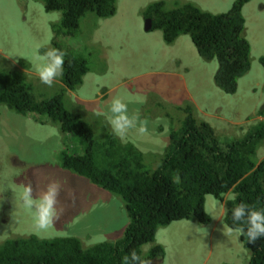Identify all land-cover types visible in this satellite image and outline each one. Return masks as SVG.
<instances>
[{
    "label": "rangeland",
    "instance_id": "1",
    "mask_svg": "<svg viewBox=\"0 0 264 264\" xmlns=\"http://www.w3.org/2000/svg\"><path fill=\"white\" fill-rule=\"evenodd\" d=\"M154 1L117 0L113 17L100 18L89 12L81 19L77 34L68 37L67 44L88 60L90 71L77 90L66 92L67 109L80 104L93 129L102 134L105 116L96 113L107 112L111 100L119 96L127 103L130 116L138 114L145 121L142 133L130 129L123 140L160 153L169 141L165 107L171 111L178 102L192 103L222 134L241 135L264 120L259 113L264 108V0H252L243 8L252 66L233 95L216 86L218 61L203 60L190 36L167 44L161 31L147 29L143 12ZM183 1L222 13L236 0ZM60 17L61 12H47L42 0H0V56L25 71L43 97L56 96L65 88L62 76L48 87L32 71L30 62L19 56L31 58L53 48L52 25ZM18 59L29 66L22 67ZM67 148L82 151L78 138L63 133L58 125L0 106V246L9 239L35 234L34 220L21 197L26 186L31 185L35 196L52 181L61 185L60 216L39 237L78 236L89 247L123 235L130 219L123 199L62 168L60 155ZM258 158L264 159V146ZM232 195L228 192L223 201L206 196V211L212 219L208 225L179 220L160 227L156 243L165 248V257L151 264H247L249 252L241 236L224 222L226 200ZM153 245L143 249L148 252Z\"/></svg>",
    "mask_w": 264,
    "mask_h": 264
},
{
    "label": "trees",
    "instance_id": "2",
    "mask_svg": "<svg viewBox=\"0 0 264 264\" xmlns=\"http://www.w3.org/2000/svg\"><path fill=\"white\" fill-rule=\"evenodd\" d=\"M42 1L47 12H61L59 22L52 25V47L66 52L62 75L65 88L56 96L43 97L25 71L0 56V106L33 114L37 120L75 135L82 151L63 149L60 166L123 199L130 219L119 239L89 247H84L78 236L41 238L32 234L9 239L0 246V264H123L124 256L132 251L143 255L141 249L149 243L154 245L147 258L163 259L165 248L156 243L158 229L179 220L208 225L212 219L206 211L207 195L220 201L228 192L236 195L235 202L226 200L224 222L231 230L242 226L231 222L234 203L243 201L264 208V159L258 158L264 146V120L241 135L222 134L197 113L192 103L183 101L171 111L165 107L169 141L161 153L144 151L133 141L116 137L105 117L103 133L97 134L80 104L68 105L69 109L65 105L66 92L77 90L90 71L88 60L75 54L74 45L67 40L77 34L87 13L113 17L117 0ZM250 1L236 0L228 12L213 13L191 1L157 0L143 15L151 22L149 31H161L167 44L182 35L190 36L203 60L218 61L216 86L233 95L240 78L252 66L243 13ZM18 62L29 66L24 59ZM259 113L264 115V108ZM241 241L249 252L247 264H264V236L255 243L243 236Z\"/></svg>",
    "mask_w": 264,
    "mask_h": 264
},
{
    "label": "clouds",
    "instance_id": "3",
    "mask_svg": "<svg viewBox=\"0 0 264 264\" xmlns=\"http://www.w3.org/2000/svg\"><path fill=\"white\" fill-rule=\"evenodd\" d=\"M65 56L66 52L63 50L51 48L43 55H35L31 58L19 57L30 62L32 71L36 73L42 84L52 87L54 81L64 74ZM96 115L105 116L113 134L121 140L126 137L130 129L138 128L141 133L145 130L143 127L145 121H142L138 114L130 116L127 103L119 96L111 100L107 112H97ZM60 191L61 185L57 181L50 182L43 192L35 196L31 185L24 188L21 200L23 207L32 215L36 235L48 233L54 220L59 219L60 209L57 207V198ZM229 199L235 202L237 197L233 194ZM230 213L232 224L242 225L237 228L238 236L246 237L249 243H255L258 238L264 236V208H256L241 201L234 203ZM141 253L143 255L136 251L130 252L123 257V264H151V260L147 258V250L141 249Z\"/></svg>",
    "mask_w": 264,
    "mask_h": 264
},
{
    "label": "water",
    "instance_id": "4",
    "mask_svg": "<svg viewBox=\"0 0 264 264\" xmlns=\"http://www.w3.org/2000/svg\"><path fill=\"white\" fill-rule=\"evenodd\" d=\"M150 23H151L150 20L147 19V20H146V27H147L148 30H149V28H150Z\"/></svg>",
    "mask_w": 264,
    "mask_h": 264
}]
</instances>
